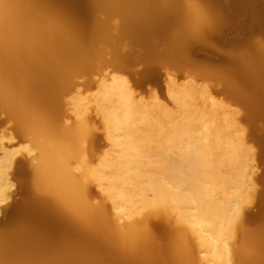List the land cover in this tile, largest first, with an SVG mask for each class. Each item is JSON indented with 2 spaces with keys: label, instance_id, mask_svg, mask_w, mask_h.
I'll return each mask as SVG.
<instances>
[{
  "label": "bare ground",
  "instance_id": "bare-ground-1",
  "mask_svg": "<svg viewBox=\"0 0 264 264\" xmlns=\"http://www.w3.org/2000/svg\"><path fill=\"white\" fill-rule=\"evenodd\" d=\"M243 1L229 3L228 9L239 13ZM245 1L251 3L252 0ZM210 2L0 0V113L13 121L17 134L30 142L33 150L37 152L32 158L35 163L30 167L29 179L25 182L26 196L13 209L17 217L7 224V228L0 229V264H235V262L264 264V227L255 234L242 231L244 238H254L257 242L243 243L235 247H230L228 242L239 230V220L244 215V207L251 204L249 201L253 199L250 195L251 200L249 196L245 198L241 194L243 186L241 180L245 178L246 173L244 158L249 155L251 149L242 136L239 138L240 135H235L236 138L232 142L229 141L235 133L226 134L224 131L226 128L220 129L225 132L228 139L222 141L224 135L220 134L223 138H219V120L216 117H213L214 120L203 119L201 116L200 119L196 113L199 112L196 106V110H193V103L192 107L184 103L187 99L186 93L191 92V88L186 89L188 90L186 93L179 91L181 88L184 89L183 87L177 88L180 95L185 93L182 102L174 95L176 91L172 93L176 89H169L173 110L177 112L174 113L176 116L172 117V114L169 116V111L165 110L167 111L165 122L169 125H164V110H162L164 115L160 114L162 120L157 115L163 112L157 113L153 110L155 112L153 113L150 110L153 115L149 118L156 124L154 126L160 128L157 130L159 133L156 131L158 142H155L159 146L166 142L169 148H173L169 158L158 153L161 158L155 159L149 155L151 152L148 154L151 151L149 146H147L149 150L146 151L147 147L140 148L144 150L142 153L138 151L142 142L139 146L136 142L135 145L138 146L136 149L133 139L132 141L128 139V135L130 138L136 133L140 134V129H137L140 125L145 122L146 124L142 125L145 127L150 122L151 119L148 120L146 116L150 112L148 114L139 112L133 102L134 98L130 95L128 81L123 75L117 74L116 78L114 74L111 75L113 83L110 86L112 92L109 93L114 97L113 105L116 103L120 109L113 111L112 102L108 100L110 103L108 105H111L110 108L106 107L108 112L105 110L104 116L103 113L98 115L104 117L108 142L115 149L111 147L110 150L116 151V153L113 151L116 155L110 154L111 158L106 156L109 160L112 159L114 164L112 162L111 165V161L105 156L103 163L98 164L101 165L99 171L103 169L101 172H106L110 169L108 173L114 175L107 172L100 175L99 171L96 173L85 163L82 143L88 135V130L84 124L71 129L60 126L63 97L71 89L73 78L94 70L96 63L106 54L111 56L114 64L125 62V56L121 52V46L125 41L142 49L139 57L142 70L140 69L139 74L145 81L155 78L156 64L173 68L188 67L189 55L195 48L209 44V41L217 42L225 33L224 10L215 8ZM194 26L198 31L196 39L191 38ZM230 63L231 69L214 70L217 72L212 74L210 69H207L202 75L221 81L225 85L233 105L246 110L249 123L264 121V48L256 49L255 54L248 58L234 56ZM103 81L100 83L106 84L107 81L105 83ZM170 81L167 79L166 83L169 84ZM171 83L176 85V82ZM97 95L93 94L96 97ZM178 95L177 97L180 96ZM73 96L74 99L71 98L75 101L76 95ZM103 96L105 98V95ZM78 98L81 101L80 98L83 97ZM188 98H192V95ZM79 104L78 108H75L77 111L84 108L83 106L80 108ZM189 107L191 108L188 109ZM77 113L73 112L75 116ZM36 115L41 117L39 126L33 119ZM153 116L159 118L158 121H155ZM161 121L164 123L163 129L162 123L158 124ZM149 125L147 129L150 128ZM224 125L228 127L226 123ZM156 127L152 128L154 131L150 128V131L155 133ZM197 128L203 131L201 135L194 137ZM144 133L147 135V130ZM144 133H141V136L145 135ZM149 134L151 135V132ZM150 137L143 138L147 141ZM211 137L217 142L215 140V143L212 142ZM218 138L224 143L222 144ZM184 140L187 141L186 145L181 146L185 143ZM145 141L144 146L147 144ZM150 142L154 143L152 140ZM209 142L213 143V147L214 144L215 147L223 145L225 148L228 145L224 153H232L234 159L231 157L225 162L222 155L220 158L225 164L227 162L228 165L231 164L230 169L217 168H223L224 163L222 166H214L215 162L211 155L214 149L209 150V147L212 148L210 146L212 143ZM164 145L166 146L165 143ZM110 150H107L108 154ZM209 152L211 159L208 158ZM216 152L219 153V150ZM119 159L125 166L117 163ZM107 160L111 165L109 169L106 168ZM73 162L83 167L79 176L74 175L71 170ZM115 163L121 164L120 168L125 167V170L131 169L130 171L134 173L128 172V175H133L130 177L133 180L135 178L137 181L134 182L137 183H133V180L131 182L130 178L127 181L125 178L127 174L124 176L123 168L118 167L117 171L113 168L115 173L112 172ZM75 169L76 172L78 169ZM225 170H231L229 174L233 173L232 177L241 179L240 182L236 179L234 183L229 174L226 175V172L224 174ZM1 173L3 176V171ZM103 175L110 180L115 176L117 181L124 176L119 183L113 178L116 183L122 184L121 189L117 190L120 186L115 188L114 180L111 183L110 180L103 178ZM229 176L228 182H233L230 188L234 186L233 191L235 190L233 193L230 192L234 196L233 201L229 199L233 197L232 194L229 195L228 192L229 196L226 194L229 189V185L226 186ZM125 180L130 182L129 185L132 184L128 187L129 190L126 188L128 184H125ZM89 181L96 182V189L102 187L101 190L111 204L112 218L105 207L90 204ZM224 187H228L226 191ZM148 193L151 195L149 198ZM172 213L174 215L176 213L178 217L172 218L179 228L174 232L165 233L160 242L154 241L146 226L148 215L170 216ZM221 235L226 236L225 241H219ZM202 251L208 254H203Z\"/></svg>",
  "mask_w": 264,
  "mask_h": 264
},
{
  "label": "rangeland",
  "instance_id": "rangeland-1",
  "mask_svg": "<svg viewBox=\"0 0 264 264\" xmlns=\"http://www.w3.org/2000/svg\"><path fill=\"white\" fill-rule=\"evenodd\" d=\"M234 1H237V0H226L225 3L221 5L219 3H216L215 0H209V2L215 8H218V9L221 8V10H224V13H223L225 16L224 17L225 23L223 26L224 32H226L227 29L231 28L234 25L233 21L230 19L231 13H234V12H232L228 9V4L231 2H234ZM244 7L248 8V14H249L248 23H246V25L238 28V30H237L238 35H236L235 37L230 36L228 38L229 41L226 43H219L216 41L210 42L209 41V44L199 45V47L195 48L193 50V52H191V54L189 55L190 57H189V66L188 67L173 68V67H169V66H165V65L156 64L157 72L161 76L159 83H155V82H147L144 84L139 83V80H140L139 73L142 70V63L139 61V57L142 54V49H140V47H137V46L130 44L127 41L123 42V45L121 46V52L125 56V62L114 64L111 56L109 54H108L109 56L106 54V55H104V58H102L100 61H98L96 63L94 70H91V71L85 73L87 75V77H85L86 75H84V73H83V74H80V75L73 78L71 89L63 97V103H62L63 104L62 105L63 114H62V117L60 118V126L68 128V129L74 128V127L78 126L79 124H84L86 126V128L88 130V135L84 138L85 141H83V143H82V154H83V156H85L84 160H85V163L87 164V166L90 167L92 170H94L97 173V171H99L101 169L99 167L101 165H99V164H102L106 158L108 159V157H106V156H109V158H111L110 154L112 156L116 155V154H114V152L116 153V151H114L115 149L113 148L114 146H112V144L108 142L107 130L104 129L105 127H104V117H103L104 116L103 111L106 112L108 110V109L106 110V107H109V108L111 107V105L110 106L108 105V103H109L108 100L112 102L111 109L113 111L115 110V112H116V110L118 111V109H120L116 105V103H115V105H113L114 101L112 98H114V97H113L112 93H109V92H112V90H110L111 89L110 86L112 85L111 83H113V79H111L112 74H114L113 75L114 78H116L118 75H121V76L123 75L124 79H126L128 81L127 85H129L128 87H130V95L132 96V98H134L133 102H134L135 106L137 107V109L139 110V112H144L145 114L146 113L148 114L150 112L149 115H146L148 120H150L152 118L153 114H151V113L153 112V110H155V112H157V113L163 112L162 110H164V111L167 110V111H169V116H171V114H172V117H173L175 114H177V112H175L173 110V105L171 104V100L169 98V89L170 90H171V88H172V90L176 89V90H173L174 92L172 91V93H175V91H176L177 93H175L174 95H176V98L179 99V102H182L183 101L182 96L184 97L185 93L188 92V90L191 88L192 93L190 91L188 92L190 95L188 93H186L187 99L184 100V103L189 104L190 106L193 103L194 104L193 107L191 106L192 109L193 110H196V109L199 110V112L196 111V113L199 117L201 116L203 119H213V117H216L219 120L218 127H220V128L217 127L219 131H220V129L226 128L227 131L223 129L226 132V134L233 133V132L235 133V134H233V138L229 141L232 142L236 138L235 135H240L239 138L243 137L247 146L251 149L249 152V155L246 158H244V160L246 161V163H245V172H246L245 178L246 179L245 178L243 180H241L240 178L239 179L241 181H243V183H242L243 186L241 187V194L245 198L250 195L251 199L252 198L253 199L251 200L250 196H249V200H251V201H249V203L251 202V204H248L243 209L244 215L243 216L241 215L242 218H240V220H239V230L235 233L234 238L231 241H228L230 247L239 246L240 244H243V243L251 244L253 242H257V240L254 241V238H252V239L244 238L242 231L246 230L249 233L255 234V233H258L259 231H262V229L264 227V185H263V182H264V121H256L254 124L249 123L247 121V117H246V110H243L242 108H240L236 105H233V103L230 101V99L228 97L225 85L221 81H218L214 78H205L202 74H204L206 72L205 70H207V69H210L211 74L219 71L220 69L221 70H224L226 68L231 69L230 59L232 57L241 56L243 58H248V57L255 54L256 49L264 48V0H252L251 3L244 0L242 2V8H244ZM251 24H252V26L250 27ZM200 49L211 50L216 54V56L201 55ZM215 49H217V50H215ZM138 51H140V52H138ZM215 51H217V52H215ZM105 67H106V69H105ZM114 67H115V69H114ZM116 67H118V68H116ZM214 70H217V71H214ZM105 71H107V73ZM111 72H113V73H111ZM101 73H103V74H101ZM207 73H209V72H207ZM121 76H119V78ZM109 77H110V79H109ZM123 77H121V78H123ZM105 78H106V80H105ZM167 79H168V81L171 80L172 82H176L177 86L175 84L171 83V81H170L169 84L171 83L172 86L170 84V88H169V84L166 83ZM82 80H84V81L82 82ZM101 80L102 81L104 80L103 81L104 83L107 81L106 84L100 83V82H102ZM141 80H143V79H141ZM75 82L78 84H76ZM107 84H108V87H107ZM186 85H188V87H184ZM178 87H179V89L181 87L184 88V89L181 88V90H179L180 92H185L184 95H180L181 93L179 91H177ZM104 88L107 89L108 92ZM85 89H87V90H85ZM186 89H188V90H186ZM102 90H104L106 93H104ZM96 92H98V93H96ZM73 94L76 95L75 101H77V103L79 100V98L77 99V97H81V96L83 97V98H80L81 101L79 100L80 104L78 103L80 108H82V106L84 107L83 109H81V110L79 109L78 111H77V109H75L78 104L73 100L74 99ZM93 94L94 95L99 94L100 96L97 95V97H96V96H93ZM177 94H179L182 99L179 98L180 97L179 95H178L179 97H177ZM103 95H105V98ZM191 95H192V98H188V96L191 97ZM101 96H103V97H101ZM108 96H110V97H108ZM71 97H73V99ZM103 98H104V101L106 99L107 102L106 101L104 102ZM190 99H192V102H190ZM187 100H189V102L191 104ZM74 102L76 103V105L74 104ZM179 102H177V103L179 104ZM73 104L75 105V107ZM136 104H138V105H136ZM99 105H101V106H99ZM98 106H99V108H97ZM116 106L118 107L117 109L115 108ZM195 106H196V109H195ZM191 107H189L188 109H190ZM74 109L76 111H74ZM237 109H239V110H237ZM82 110H84L85 113H82V112H84ZM99 111H102V112H99ZM110 111H109V113H110ZM167 111H165V115H164V112L158 113L159 115H157V113H156V115H157V117L159 116V118H161L162 116L160 117V114L161 115L163 114L165 116V117L163 116L165 119ZM73 112L74 113L79 112L81 114L78 115V113H77V115H76L77 117H76L73 114ZM155 112H153V113H155ZM98 113H100V114L103 113L102 114L103 116H100V114L98 115ZM117 113H119V112H117ZM149 117H151V118H149ZM201 117H200V119H201ZM153 118H154V116H153ZM158 119L156 117L154 118L155 121H158ZM161 120H162V118H161ZM67 121H68V123H67ZM145 121L147 122V120H145ZM151 121H152V119L150 120V122H148V124L145 127L142 126V125L146 124L145 122H144V124L141 123L142 125H140L139 127L137 125V127H138L137 129H140V131H141L140 134L136 133L137 138H136V135H133L134 138L133 137L129 138V135H128V139L130 141H132V139H133L132 142L134 145L137 142V145L139 146V145H141V142H142L141 146H144L143 145L144 141L152 135L151 136L152 139H151V137H150V139L154 143H151L150 142L151 140L148 139L149 141L148 140L145 141L147 143V144L145 143L146 146H144V147L140 146L138 149V146L135 145L136 149H138V151L144 153L143 152L144 150H142L140 148H146L147 146H149L151 148V151H149V152L147 151V152H148V154L151 152V154H149V155L152 156L153 158L158 159V157H159L158 153L160 155L164 154L163 157L169 158V155L173 151V148H169L168 147L169 144L167 145L166 142H164L166 144V146L164 145L163 142H162L163 146L162 145L159 146L158 143H156V142H158L157 141L158 140L157 134L159 133L157 130H160V128L158 126L157 127L154 126L156 124H153V121L151 123ZM165 121H166V119L164 120L165 124L162 123V121L159 123L158 122H154V123H158L159 125H160V123H162L161 125L168 124ZM221 122L222 123L224 122V124L226 123L229 128L225 127V125L222 124ZM150 123H151V125H149ZM148 125L151 129L153 127L155 129V127H156L155 133H156V131L158 133H156L157 138L155 140H154V138L156 135L153 132L154 129H152L153 131L152 130L150 131V128L147 129ZM164 125L161 126V128L164 127ZM145 128L147 130V135H146V133H144V131L146 132ZM157 128H159V129H157ZM109 129H111V128H109ZM127 129H125V131H127ZM129 129H128V131H129ZM111 130L113 131V129H111ZM148 130H149V132H151V135L149 134L150 136L148 135V133H149ZM112 131H110V133L113 134ZM202 131L203 130L197 128V130L194 132L195 133L194 137H198L199 135H201ZM222 131H220V132H222ZM224 131H223V133L219 132V138H221V137L223 138V135H224V138L222 139V141H225V138H226V140H228ZM235 131H237V132H235ZM141 133H144L146 136L143 134H142L143 136H141ZM220 134H223V135L220 137ZM2 136H3V138H2ZM139 137H141L142 140ZM143 137H145L146 139ZM214 137H211V141L213 140L212 142H214V140H215L217 142V140L214 139ZM219 138H218V140H220ZM228 138H229V136H228ZM120 139H121V137H120ZM87 140H88V142H87ZM121 140L123 143V139H121ZM118 141H120V140L118 139ZM124 141H125V139H124ZM184 141H185V143H183ZM184 141L182 142L183 144H181V146L186 145L187 141L186 140H184ZM204 141L207 142L209 140H207V141L204 140ZM229 141H227V142H229ZM85 142H86V144H85ZM212 142H209V144H211ZM192 143H194V142H192ZM223 143L224 142H222V144ZM96 144H98V145H96ZM152 144L153 145L155 144L156 147L153 146ZM210 146H212V148L209 147V150L212 151V149H214L212 151L213 153L211 151L210 152L212 153L211 155L214 159V160L213 159L212 160L215 162L214 163L215 167L216 166H222L224 161L226 162V160H229V158H231V157L234 159V157L232 156V153H224V151L226 150L228 145H226V148L223 145H220V146L217 145L218 148H216L217 146L215 147V144L213 147V143ZM26 147L28 149H26ZM111 147L114 150L111 151L110 150ZM149 147H147V149H145V151L149 150L148 149ZM155 148H157L156 149L157 151H155ZM239 148H240V146H239ZM25 149L29 152L25 151ZM101 149H103V150H101ZM107 150H110L109 154H108ZM163 150H164V152H163ZM218 150H219L220 154L218 152H216ZM101 151H103V153ZM210 152H209V156H208L209 159L212 158L210 155ZM222 153H224V154H222ZM250 153L251 154L253 153V154L251 155ZM145 154H146V152H145ZM165 154H167V155H165ZM215 154L219 155V157H217V155H215ZM239 154H240V150H239ZM1 155H3L4 157ZM36 155H37V152H36V150H33L30 142H28L23 137H21L20 135L17 134V132L15 131V125H14L13 121L9 120L5 114L0 113V171L2 170L1 167H3V169H4V170H2L3 176L1 173L2 171L0 172L1 173L0 178L3 177L2 181H0V183H2V185H0V187L3 186L0 188V190H1L0 191L1 192L0 193L1 194V196H0V229L7 228L6 227L7 224L11 221H14L15 218L17 217L16 212L13 211V209L26 196L25 195V190H26L25 189L26 188L25 182H27L29 179L28 175H29L30 167H31L32 163H35V160H32V158H34ZM94 155L96 158L93 157ZM220 155H222V158H224L223 159L224 161L223 160L221 161ZM100 158H102V159H100ZM159 158H161V157H159ZM87 159H89V160H87ZM116 160H117V158L114 159V161H116ZM109 161H111V165H112V162H113L112 159ZM109 161L107 163V167H106L107 169H109L111 166V165H109ZM119 162L121 163L120 159H119V161H117V163L119 164ZM218 163H221V165H219ZM228 163L229 162H227V164L224 163L223 168H221V167H217V168H220L223 170L225 168L230 169L231 164L228 165ZM92 164L94 165V167ZM113 164H114V162H113ZM118 164H116V165H118ZM121 164L123 166H125L123 164V161ZM121 164L118 165L117 167H116V165H113L115 167H112L111 170H113V168H115V171H117L116 169H119ZM4 165H5V167H4ZM77 165L79 166V168ZM226 165H228V166H226ZM71 167H72L71 170H72L74 175L79 176L81 174L82 169H83L82 165L80 166L79 164L73 162L71 164ZM73 167H76V169L75 168L74 169L75 170L78 169V170L75 172ZM122 168H120V169H122ZM123 170L125 171L124 176L126 174L128 175L129 174L128 172H131L130 171L131 169L127 168V170H125V167L123 168ZM101 171H99L100 175H101V173L106 174V172H107V174L114 175L111 172L108 173V171H110V169L108 171L105 170L106 172H101ZM229 171H231V170H225L223 172H224V174L226 172V175H227V174L231 173ZM112 172H114V170ZM4 173H5V175H4ZM131 173H134V172H131ZM127 175L125 177L127 179V181L129 180L128 178H130V180L132 182L133 178L130 176H133V175L130 174V175H128L129 177ZM229 175L232 177L234 174L232 173ZM5 176H7L6 179L4 178ZM105 176L106 175H103V178H105L106 180L109 181L110 179H107V177H105ZM230 176H229V179H227V182H228V180H230ZM109 177L111 178L110 175H109ZM226 177L228 178V176H226ZM113 178H115V176H113ZM113 178H111L112 180H110L111 183L114 180ZM122 178L118 179L119 181H117V178H115V180H116V182L119 183V182H121L120 180ZM232 178H233L232 181H234V183H235L236 179L238 180L237 177H236V179H235V177H232ZM115 180L113 183L115 188H118L120 185L122 186L121 183L118 184L115 182ZM134 180H135V178H134ZM134 180H133V183H137V182H134ZM240 180H238V181L240 182ZM135 181H137V180H135ZM232 181H231V183L228 182L226 185V186L229 185V189H232L231 191L229 189L227 190L228 187L227 188H225L226 186L224 187L225 191L227 190L226 191L227 196L231 195L235 191V190L233 191V188H234L233 185H231V186H233V188H230V184H233ZM124 182H125V184L130 183V182H126V180ZM246 183H249V184L252 183V184L246 185ZM3 184H5V185H3ZM88 184H89L88 187L91 190V195L89 197L90 198L89 199L90 204L92 206H100L101 205V206L105 207L108 214H109V217L112 218V216H111V213H112L111 212V204L107 200V198L105 197L103 191L101 190L102 187L101 188L98 187L96 189V187H97L96 182H93V181H89ZM121 186L117 190L121 189ZM129 186H132V184H130V185L128 184V186H126V188H128ZM247 188H249V189H247ZM99 189L101 191H99ZM128 190H129V188H128ZM249 190H250V192H247ZM252 190H254V191L252 192ZM227 192L229 193V195ZM230 192H232V193L230 194ZM150 196H151L150 193H148V198ZM231 196H233V194ZM229 199H232V201H233L234 196L229 198ZM107 205H108V207H107ZM172 217L173 218L177 217L176 213H175V215H174V213H172V214H170V216H167L165 214H159V215L158 214L157 215H151L150 214V215H148V217H147L148 221H147L146 226H147V229L149 231V234L151 235V237L153 238L154 241L160 242L165 233L174 232L177 228H179V226L173 221ZM150 218H151V220H149ZM149 221H151V222H149ZM162 221L164 223L166 222L167 224L166 223L164 224ZM150 225H152V226H150ZM166 225H167V227H166ZM180 226L183 227V225L181 223H180ZM224 230L222 232H224ZM206 236H208V234ZM221 237H222V239H221ZM221 237L219 238V241L220 240H222V241L226 240L225 239L226 236L221 235ZM204 251H202V253ZM203 254L207 255L208 253L205 252ZM235 264H236V262H235Z\"/></svg>",
  "mask_w": 264,
  "mask_h": 264
},
{
  "label": "water",
  "instance_id": "water-1",
  "mask_svg": "<svg viewBox=\"0 0 264 264\" xmlns=\"http://www.w3.org/2000/svg\"><path fill=\"white\" fill-rule=\"evenodd\" d=\"M226 0H215L216 3L219 4H224ZM248 8L244 7L241 10H239V13H231L230 19L233 21L234 25L227 29L226 32L223 34V36L218 38L219 43H226L229 41V37L230 36H236L237 34V30L239 27H242L244 25H246V23H248ZM201 55L204 56H216V54L208 49H200ZM157 71V70H156ZM141 75L139 74V77ZM161 76L159 75V73L157 72L155 78H153V80H139L140 84H144L147 82H155V83H159Z\"/></svg>",
  "mask_w": 264,
  "mask_h": 264
},
{
  "label": "snow or ice",
  "instance_id": "snow-or-ice-1",
  "mask_svg": "<svg viewBox=\"0 0 264 264\" xmlns=\"http://www.w3.org/2000/svg\"><path fill=\"white\" fill-rule=\"evenodd\" d=\"M191 38L192 39L198 38V31H197V28L195 26L192 29ZM33 119H34L35 123L37 124V126H39L40 121H41V117L36 115V116L33 117Z\"/></svg>",
  "mask_w": 264,
  "mask_h": 264
}]
</instances>
